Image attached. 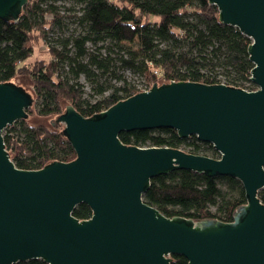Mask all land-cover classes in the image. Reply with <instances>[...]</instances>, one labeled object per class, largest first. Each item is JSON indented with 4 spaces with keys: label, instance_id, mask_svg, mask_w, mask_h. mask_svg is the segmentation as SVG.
I'll use <instances>...</instances> for the list:
<instances>
[{
    "label": "water",
    "instance_id": "water-1",
    "mask_svg": "<svg viewBox=\"0 0 264 264\" xmlns=\"http://www.w3.org/2000/svg\"><path fill=\"white\" fill-rule=\"evenodd\" d=\"M29 0H0V17L18 21ZM220 19L251 39L254 90L225 83L159 80L86 117L72 104L57 116L76 158L19 168L4 130L28 118L34 92L0 82V264H264V0H209ZM250 87V86H249ZM173 128L196 135L219 158L169 146L123 143L122 131ZM174 169L233 176L247 202L232 221L169 217L146 203L151 179ZM87 203L89 218L74 208Z\"/></svg>",
    "mask_w": 264,
    "mask_h": 264
},
{
    "label": "trees",
    "instance_id": "trees-1",
    "mask_svg": "<svg viewBox=\"0 0 264 264\" xmlns=\"http://www.w3.org/2000/svg\"><path fill=\"white\" fill-rule=\"evenodd\" d=\"M58 1L29 0L18 21L0 17V82L30 75L41 102L38 108H28V115L55 116L53 127L30 123L28 118L6 127L5 146L19 168L38 169L55 160L68 162L76 158L64 125L57 120L66 104L91 117L141 91L127 84H99L98 93L103 94L110 87L112 91L95 101L83 98L82 84L71 82L68 73H61L63 64L68 62L69 73L77 78L81 73L96 76L92 65L108 71L111 63L110 57L101 60L98 54L89 52L87 42L98 48L99 43L108 41L123 50L127 56H121L122 64L141 73L148 88L159 80L223 82L248 90L257 88L250 79L254 67L248 53L251 39L239 28L223 23L217 5L209 0H76L82 4L76 17L85 31L63 38L62 48L49 45L50 59L30 62L35 44L40 40L47 42L49 33L63 23L65 15L60 13ZM85 56L88 60L83 62L81 58ZM219 71L224 78L219 77ZM119 138L128 145L169 146L220 157L211 143L196 135L181 138L173 128L122 131ZM259 196L264 202V188ZM143 199L169 217L222 221H232L236 210L247 202L239 179L188 169H174L153 177ZM73 215L83 220L91 217L92 209L87 203H80ZM14 264L48 263L37 258ZM170 264H188V259L173 254Z\"/></svg>",
    "mask_w": 264,
    "mask_h": 264
},
{
    "label": "rangeland",
    "instance_id": "rangeland-1",
    "mask_svg": "<svg viewBox=\"0 0 264 264\" xmlns=\"http://www.w3.org/2000/svg\"><path fill=\"white\" fill-rule=\"evenodd\" d=\"M59 6L60 13L65 16L62 19V25L56 26L52 32L49 33V39L47 42L40 40L35 44L34 53L30 58V62H33L37 58H46L50 59L51 55L48 51V46L52 45L57 48H62V39L78 36L79 34L85 31V27L81 25L77 14H80V8L82 4L76 0H59L57 2ZM71 46V45H69ZM86 46L89 52H93L99 55V59L103 60L105 58L110 57V65L108 71H104L103 68H100L96 65H92L91 68L95 72L96 76L88 77L86 74L81 73L77 78H74L71 73H69L70 65L68 62H65L62 66L61 73L65 75L68 73L71 82H78L82 84L83 88V98L88 99L90 101H95L101 98L103 95H107L112 91V87L107 89L103 94L97 92L99 84H110L112 86H123L127 84V86H135L138 89H143L148 87V83L146 79L139 73L138 71L126 67L121 62V56L126 57V53L121 50L116 45H111L108 41L104 43H99L98 48L92 43L87 42ZM83 62L88 60V56L81 58ZM219 77L224 78L223 72L219 71ZM26 86L30 87L34 92V107L38 108L41 102L40 99L37 98L33 81L30 75H18L13 78ZM245 84L249 87L251 86L250 82H245ZM65 102H63V106ZM55 116L50 117H41L37 114H30L28 116V121L34 124H44L48 127H53V118ZM14 124V123H13ZM64 125V123H61ZM6 128L3 134L6 133ZM214 210V208H212Z\"/></svg>",
    "mask_w": 264,
    "mask_h": 264
},
{
    "label": "built area",
    "instance_id": "built-area-1",
    "mask_svg": "<svg viewBox=\"0 0 264 264\" xmlns=\"http://www.w3.org/2000/svg\"><path fill=\"white\" fill-rule=\"evenodd\" d=\"M171 81H174V80H171ZM145 90L149 89L148 87L144 88Z\"/></svg>",
    "mask_w": 264,
    "mask_h": 264
}]
</instances>
